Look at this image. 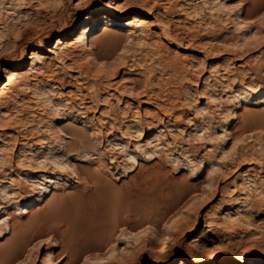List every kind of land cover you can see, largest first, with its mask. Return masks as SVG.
I'll use <instances>...</instances> for the list:
<instances>
[{
	"label": "rangeland",
	"instance_id": "1",
	"mask_svg": "<svg viewBox=\"0 0 264 264\" xmlns=\"http://www.w3.org/2000/svg\"><path fill=\"white\" fill-rule=\"evenodd\" d=\"M83 1L0 0V264H264V0Z\"/></svg>",
	"mask_w": 264,
	"mask_h": 264
},
{
	"label": "bare ground",
	"instance_id": "2",
	"mask_svg": "<svg viewBox=\"0 0 264 264\" xmlns=\"http://www.w3.org/2000/svg\"><path fill=\"white\" fill-rule=\"evenodd\" d=\"M84 1H86V2H90L91 0H84ZM83 1V2H84ZM117 1V0H116ZM146 1H148V0H146ZM146 1H143V0H140V1H138L139 2V4H137V5H140V7H141V9L143 8V7H145V2ZM85 2V3H86ZM147 3V2H146ZM97 5L98 6H100L101 4H100V2L98 1V3H97ZM136 5V4H135ZM149 6V5H148ZM138 7V6H137ZM139 7V8H140ZM147 8V7H146ZM152 8V7H151ZM120 9V7H116V8H114V10L115 11H117V10H119ZM144 9V8H143ZM150 9V8H149ZM147 11H151V10H147ZM105 19V17L103 16L101 19H100V21L101 20H104ZM99 21V20H98ZM144 22V20H143V18H141L139 15H132V17H131V19H130V23H128L129 25H134V26H138V25H140V24H142ZM117 27H121V25H116ZM94 27H95V25H94V22L92 21V17H88L87 18V20H86V23H85V25L80 29V32H79V34L77 35V37L74 39V43H77V42H79V41H81L82 39L85 41L86 40V38H88V36L94 31ZM130 27V26H129ZM70 45H72V44H65L64 42H63V40H61V39H57V41H56V43H55V47L53 48L54 50H64V49H70V48H73L72 46H70ZM84 47H85V49L87 48V51L88 50H91L92 49V47H93V44L90 42V44H86L85 43V45H84ZM52 49V50H53ZM52 50H48V52L50 53V54H54L53 52H52ZM31 58V60H33V62L34 63H36V64H42L43 62H42V59H45V60H48V61H51L53 58L51 57V56H47V57H41V56H39L36 52H32V54H31V56H30ZM46 63V62H45ZM58 65V64H57ZM34 66H36V65H34ZM48 70V69H47ZM90 70V71H89ZM88 71H89V74H88V72H87V78L89 77L90 79L92 78V76L93 77H95V78H97V77H99V76H101V74L100 73H96V72H94L93 70H91V69H89ZM93 71V72H92ZM36 72V71H35ZM90 72H92V73H90ZM95 73V74H94ZM91 74V75H90ZM97 76V77H96ZM16 77H17V74H15V72L14 71H10L9 72V74L6 76V83L2 86V88H1V90H0V96L2 95H5V93H6V91H7V89H8V87H10L13 83H14V81L16 80ZM42 77V76H41ZM87 81H88V79H87ZM90 81V80H89ZM89 83V82H88ZM95 86V89H96V92H94V94L95 95H97V94H99V92H101V90L104 88H108V89H110V90H115V91H118V89H119V87L115 84V83H110V82H96V84L94 85ZM88 87V86H87ZM91 88H93V87H91ZM89 89V88H88ZM94 89V88H93ZM92 94V93H91ZM90 94V95H91ZM95 95H91V99H95V101H96V96ZM110 97H112V96H110ZM252 97V96H251ZM258 97V96H257ZM101 98V97H100ZM87 99H89V97L87 96ZM90 99V100H91ZM83 100H85L84 99V97H83ZM101 100V99H100ZM94 101V100H93ZM82 102H84V101H82ZM88 102V101H87ZM92 102V101H91ZM96 103V102H95ZM94 103V104H95ZM88 104V103H87ZM93 105V104H92ZM82 106L84 107V105L82 104ZM81 108V107H80ZM83 110H85V112L87 111V119H88V113H90V111H91V106L90 107H88V105H87V108L86 107H84L83 108ZM85 112L83 113V114H85ZM80 115V114H79ZM85 116V115H84ZM81 117V116H80ZM83 117V116H82ZM81 117V118H82ZM114 123V122H113ZM157 126V125H156ZM70 129V128H69ZM75 130V129H74ZM71 131H72V129H71ZM70 131H67V133L69 134V137L68 138H71V140L72 139H76V138H83V134L82 133H77V131L76 132H72V133H69ZM65 133H66V131H65ZM65 134L66 136H68V134ZM62 134H63V132H62ZM81 134V135H80ZM65 135H64V137H65ZM66 138V137H65ZM154 138V137H153ZM85 139H86V137H85ZM77 140V139H76ZM69 141V140H68ZM74 141V140H73ZM72 141V142H73ZM78 142V141H77ZM81 142V141H80ZM82 142H84L83 140H82ZM68 143V142H67ZM73 143H75V141L73 142ZM146 145H147V143H145ZM150 144V143H149ZM148 144V145H149ZM67 145V144H66ZM73 145L72 144H70L69 143V148H71ZM68 148V149H69ZM72 150V149H71ZM74 150V149H73ZM79 150V149H78ZM77 150V151H78ZM86 150V149H85ZM77 151H75V152H77ZM87 154V153H86ZM146 155V154H145ZM132 159V158H131ZM135 159V158H134ZM49 181V180H48ZM48 192V191H47ZM28 205H29V203H28ZM7 219V218H6ZM3 222V221H2ZM1 222V223H2ZM5 223V225L8 227V225H7V222H4ZM181 239V238H180ZM219 239V238H218ZM179 240V239H178ZM211 240V239H210ZM180 241V240H179ZM212 241H213V239H212ZM190 243H188V246L190 247V245H189ZM170 246H168V248H169ZM192 247V246H191ZM190 247V248H191ZM221 247H223V246H220V248ZM216 249L218 248L219 249V245H216V247H215ZM194 248H192V250H193ZM250 249V248H249ZM191 249H189V250H187L186 252H185V254H184V259L183 260H181L178 264H206L205 263V261L204 260H202V259H199L197 256H195L194 255V253L192 254L191 253V251H190ZM215 250V249H214ZM194 251V250H193ZM218 251V250H217ZM209 252H211V250H209ZM215 253H216V250L214 251ZM212 253H213V251H212ZM162 254V253H161ZM245 254V253H244ZM209 255V254H208ZM156 256V255H155ZM211 256H212V254H211ZM176 258L177 257H175V256H173V257H171V263L173 264V263H176ZM241 259V258H240ZM243 262V261H242Z\"/></svg>",
	"mask_w": 264,
	"mask_h": 264
}]
</instances>
